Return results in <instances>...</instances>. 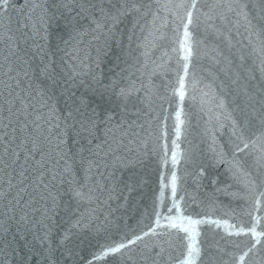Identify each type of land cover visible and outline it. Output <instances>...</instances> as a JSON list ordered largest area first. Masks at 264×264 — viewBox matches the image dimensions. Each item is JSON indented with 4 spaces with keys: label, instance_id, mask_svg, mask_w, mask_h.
Returning <instances> with one entry per match:
<instances>
[{
    "label": "snow or ice",
    "instance_id": "1",
    "mask_svg": "<svg viewBox=\"0 0 264 264\" xmlns=\"http://www.w3.org/2000/svg\"><path fill=\"white\" fill-rule=\"evenodd\" d=\"M198 3L200 0H24V6L17 10L21 13L19 26L13 30L11 18L7 24L2 19L9 0H0V172L4 174L0 177V220L7 216L15 221L19 216L26 233L35 231L33 243L25 246L31 252L39 242L42 264H79L85 245L92 249L87 264H161L166 251L162 245H145L140 250V242L145 237L161 235L175 237V243L172 239L168 241L169 247L173 251L181 249L175 257L169 252L165 264H197L202 254L198 225L222 226L220 221L193 219L184 214L176 198L175 171L167 182L161 177L159 204L154 209L155 227L142 235L119 239L111 236L106 226L95 225L98 217L96 208L92 207L102 202L99 194L108 191L111 199L115 192V187L109 189L103 181L143 162L137 149L129 147L133 142L129 133L136 123L132 117L140 115L135 106L129 110V98L141 89L135 87V81L123 87L115 81L105 85L92 71L93 65L100 66V51L121 43L118 33L126 18L132 19V34L128 36L131 41L137 27L143 32L146 25H156L161 8L172 15L170 23L176 45L172 51L177 53L178 67L172 95L177 98L179 109L175 125L177 139L172 141L174 149L178 148L177 140L184 123L181 106L189 87L195 89L199 83L196 74L190 72L194 60L200 58L199 45L204 43L196 38L197 30L212 21L213 14L222 23L226 21L237 31L243 27L249 37H255L254 43L249 41L252 54L259 59L260 70L264 72V0H260L255 14L250 13L247 0H212L211 11L202 14L203 20L195 14ZM153 5L159 7L153 10ZM254 19L260 24H254ZM164 20L163 27H168L167 17ZM151 35L149 31L144 40ZM85 37L92 39L88 47H81ZM93 41L104 46L97 47L95 59L89 50ZM59 51L64 52L61 63L65 70L62 71H58L54 59ZM85 67L88 71L82 72ZM84 76L90 79L86 81ZM82 87L83 92L79 91ZM142 88L148 91L147 86ZM113 98L119 101L117 106L106 107ZM219 107H225L222 99ZM227 119L232 159H227L223 148L217 152L215 139L211 151L219 157L218 162L230 165L233 179L242 178L243 187L250 193L246 215L251 220L247 226L223 225L227 235L251 239V245L236 258V264H245L249 254L264 242V214L256 215L264 210V102L260 110L244 113L243 119L233 118L230 112ZM168 157L165 150L164 165L169 163ZM182 159L186 157L173 150L172 168ZM8 168L12 169L11 173ZM251 169H255L254 174ZM200 174L203 175V169ZM4 184L8 186L7 191ZM126 187L132 190L131 183ZM61 188L70 196V201L64 209L65 215L58 220ZM13 189H16L15 195ZM29 189L37 195H32ZM166 189L171 192V205L161 211ZM37 197L43 201L40 207H35ZM6 199L7 204H3ZM37 213L39 219L35 218ZM160 228L167 232L158 231ZM0 230L7 231L3 223ZM21 239L26 240V236ZM239 246L237 243L236 247ZM0 264H5L3 258Z\"/></svg>",
    "mask_w": 264,
    "mask_h": 264
},
{
    "label": "water",
    "instance_id": "2",
    "mask_svg": "<svg viewBox=\"0 0 264 264\" xmlns=\"http://www.w3.org/2000/svg\"><path fill=\"white\" fill-rule=\"evenodd\" d=\"M211 3L212 0H208L207 3L200 0L195 14L200 15L203 20L202 14L211 11L209 7ZM247 3L250 13L258 12L260 0H247ZM23 6L24 0H9L6 15L2 19L7 24L10 17L13 30L19 26L21 13L17 10ZM157 7L159 6L153 5V10ZM213 15L212 21L202 24L197 30L196 38L203 40L204 43L199 45L200 58L194 60L190 72L196 74L199 83L195 89L189 87L188 96L181 106L183 109L181 120L184 123L177 140L178 148L175 149L172 141L177 139L175 125L176 111L179 109L177 98L172 92L178 67L177 53L172 51L176 45L173 43L170 11L161 8L156 25H146L143 32L137 27L131 41L128 36L132 34V19L126 18L120 25L118 33L121 43L113 44L99 52L100 66L95 68L93 65L92 71L101 77L105 85L115 81L118 86L123 87L128 86L130 81H135V87L141 89L139 93L129 98V110H133L135 106V110L140 113L139 117H132L136 123L133 125L134 130L129 133L133 141L129 147L137 149L143 162L135 168L118 171L114 178L109 177L103 181L109 185V189L115 187V192L112 193L111 199H108V191L99 194L102 202L94 203L92 207L96 208L95 215L98 217L95 225L106 226L111 236L119 239L142 235L155 227L154 209L159 204L161 177L167 182L172 171H175L176 198L184 214L193 219L220 221L222 225L221 227L211 223L198 225L200 232L198 242L202 254L197 264H236V258L242 251L247 250L252 241L249 237L227 235L223 225L243 223L247 226L251 220L246 215L250 207L247 202L250 193L243 187L242 178L233 179L228 163L218 162L219 157L211 151L212 141L213 139L216 141L217 152L223 148L227 159H232L229 147L230 122L227 113L230 112L233 118L239 120L244 118V113H250L253 109L260 110L261 102H264V72L260 70L259 59L252 54V44L249 41L251 39L254 43L255 37H249L243 27L237 31L226 21L222 23L216 18V14ZM165 17L169 21L168 27H163ZM151 19L149 16L148 20ZM253 23L259 25L260 21L254 19ZM209 24L212 27H208ZM157 28L159 32H156ZM149 31L153 35L144 40ZM161 35L163 39L159 38ZM91 39L85 37L81 47H88V41ZM55 43L53 40V44ZM138 44H142L143 47H137ZM97 47L103 49V43L93 41L89 49L93 59L97 57ZM52 50L56 51L55 47ZM61 57H64V52H56L54 59L58 71L65 70ZM81 71H88V68L85 67ZM83 79L87 81L90 77L84 76ZM142 85L147 86L148 91H145ZM84 90L83 87L79 89L81 92ZM221 99L225 104L223 109L219 107ZM118 103L119 101L113 98L110 104L105 106L115 108ZM221 124L224 127L221 128ZM165 150L169 153L167 165L162 163ZM173 150L186 157L175 169L170 162ZM201 169L203 175L200 174ZM7 171L11 173L12 169L8 168ZM251 171L255 173V169ZM3 176L4 174L0 172V177ZM18 182L17 180L16 183ZM128 183L132 184L131 191L126 187ZM3 188L7 191V184H4ZM29 191L32 195H37L31 189ZM15 192L16 189H13V195ZM180 197H183V200H180ZM37 199L35 207H40L43 201H39L38 197ZM69 201L70 196L61 188L58 196L60 210L56 219L59 220L65 215L64 209L68 207ZM7 202L6 199L3 204ZM170 205L171 192L170 189H166L164 208L160 210L166 211ZM262 214L264 210L256 213L257 216ZM29 218L32 219L31 216ZM35 218H40L39 213ZM0 223L7 229L0 230V258L4 259L5 264H42L43 257L38 252L39 242H36L31 252L25 246L26 243H33L35 231L26 233L24 225L19 223V216L15 221L4 216ZM157 230L167 232L164 228ZM24 236L26 240L21 239ZM170 239L175 243V237L169 235L145 237L140 242V250H143L145 245L149 247L157 243L162 245L166 251L161 264H165L169 252L175 257L181 251L179 248L173 251L169 247ZM237 243L240 245L239 248L236 247ZM91 251V246H84L79 264H87ZM245 264H264V242L257 246L256 251L249 254Z\"/></svg>",
    "mask_w": 264,
    "mask_h": 264
}]
</instances>
